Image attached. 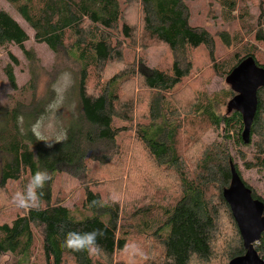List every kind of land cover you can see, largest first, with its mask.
I'll list each match as a JSON object with an SVG mask.
<instances>
[{
	"label": "trees",
	"instance_id": "1",
	"mask_svg": "<svg viewBox=\"0 0 264 264\" xmlns=\"http://www.w3.org/2000/svg\"><path fill=\"white\" fill-rule=\"evenodd\" d=\"M4 1L30 28L35 43L45 45L54 56L59 53L67 55L77 64L78 72L72 87L77 101V115L71 119L64 138L51 148L38 139L32 127L44 115L46 105L54 94L50 91L46 97H40L34 75L26 87L20 89L29 95L28 102L25 103V96L21 95L22 101H15L10 109L0 111V155L4 157L0 191L4 192L8 184H28L38 170H46L51 175V180L43 189L40 210H24L9 224L0 225V256H16L18 264H30L35 245L33 230H37L45 264H96L93 255L87 251L73 252L64 247L63 242L69 231L84 233L102 229L104 236L97 238L100 251L94 256L110 262L116 254L125 251L136 226L142 234L154 239L160 249L158 258L141 264H193V261L202 263L210 260L217 216L215 205L207 199L209 187L219 191L218 199L227 208L237 230L229 207L222 198V191L229 186L230 163L233 164L224 148L229 140L243 146L240 140L242 122L236 112L217 115L214 111L216 96L208 101L198 100L193 108L194 114L219 130L223 142L213 153H204L199 174L195 179H188L178 165L174 149L175 124L168 123L169 119L162 109L165 99L190 75L191 63L186 52L206 48L210 59H213L214 39L204 29L189 24L186 4L195 0H131L140 6L143 36L149 42L166 47L173 58L168 72L153 69L140 73L145 87L154 92V97L150 104L149 122L139 126L137 137L155 164L176 169L181 192L172 207L162 209L155 216L151 210L145 209L128 217L122 215L118 204H105L101 195L89 189H84L82 211L75 215L52 191L59 175L66 173L82 180L87 174V164L107 166L114 158L110 148L115 145L120 132L115 124L128 121L127 113H118L117 82L107 81L97 93L88 92L89 73L101 69L114 58H122L117 37L121 35L125 41L132 39V29L122 21L120 0ZM225 7L229 15L235 12L232 2ZM221 37L222 42L228 44L223 34ZM28 40L22 27L8 13L0 11V49L14 46L27 60L33 61V55L25 48ZM256 40L264 44V36L256 34ZM247 57H252L256 65L264 69L251 45L243 49L242 55L236 53L228 65L222 66L220 73L227 76ZM8 58L10 63L3 72L11 90L17 92L13 67L18 66V61L11 54ZM225 96L231 98L233 94L227 92ZM251 138L262 140V145L252 142L256 155L244 165L246 169L264 171V88L257 92ZM245 186L251 190L253 199L264 202L248 185ZM254 249L257 254H262L264 261V233L254 244ZM244 253L241 244L230 260Z\"/></svg>",
	"mask_w": 264,
	"mask_h": 264
},
{
	"label": "rangeland",
	"instance_id": "2",
	"mask_svg": "<svg viewBox=\"0 0 264 264\" xmlns=\"http://www.w3.org/2000/svg\"><path fill=\"white\" fill-rule=\"evenodd\" d=\"M230 2L235 5V12L231 15L225 7ZM120 3L123 7L122 21L132 29V39L125 41L121 35L117 37L122 58H114L101 69L91 71L88 92L97 93L107 81L117 82L118 113H127L128 121L115 124L120 132L115 145L110 148L114 158L107 166L87 164V174L82 180L65 173L59 175L52 185L53 194L59 196V201L75 215L82 211L84 189L101 195L105 204H118L122 215L127 217L145 209L151 210L155 216L162 209L172 207L180 197L181 186L176 169L155 164L137 137L139 126L149 122V109L154 97V92L145 87L140 73L153 69L168 72L173 60L172 53L143 36L138 3L131 0H120ZM186 8L190 26L204 29L214 39L213 59H210L206 48L186 52L191 63L190 75L165 99L168 104L165 102L162 110L169 119L168 123L176 127L174 149L178 165L188 179H195L200 172L204 153H213L223 140L220 131L214 129L206 119L195 115L193 108L199 99L208 101L216 96L215 113L219 116L226 114V105L234 93L225 83L226 76L220 72L236 53L242 55L244 48L253 45L256 59L264 65V44L256 40V34L264 36V0H195L187 3ZM0 11L8 13L26 32L29 40L25 48L34 57L33 61L27 60L14 46L0 49V111L10 109L15 101H22L23 96L25 103L28 102L29 95L20 89H24L34 75L40 97H46L51 91L54 98L46 105L44 115L34 123L32 130L45 146L53 145L64 138L71 119L77 115V101L72 87L78 66L67 55L59 53L54 56L45 45L35 43L30 28L4 0H0ZM222 34L228 39V44L222 42ZM8 54L18 61V66L13 67L17 92L11 90L3 72L10 63ZM227 92L233 96L227 98ZM253 141L256 139L251 138V145L241 142L243 146H238L229 140L224 151L230 155L244 183L264 201V171L246 169L244 165L256 155ZM256 143L262 145V140L257 139ZM3 161L4 157L0 155V171ZM26 186L25 182L8 184L4 192L0 191V225L9 224L16 215L24 213L12 198L16 192L24 191ZM218 195L217 189L208 188L207 199L215 205L217 216L212 242L213 256L206 262L193 261V264H228L232 253L242 244L229 212L220 203ZM33 235L35 245L30 264H45L40 233L33 230ZM130 236L125 251L116 254L110 262L93 255L96 264H141L159 257L160 249L154 239L142 234L136 226ZM257 255L259 258L262 256ZM18 263L16 256H0V264Z\"/></svg>",
	"mask_w": 264,
	"mask_h": 264
},
{
	"label": "water",
	"instance_id": "3",
	"mask_svg": "<svg viewBox=\"0 0 264 264\" xmlns=\"http://www.w3.org/2000/svg\"><path fill=\"white\" fill-rule=\"evenodd\" d=\"M225 83L234 93L226 105V112H236L241 117L240 140L248 145L251 127L257 110V92L264 88V69L252 57L245 58L226 77ZM242 241L244 255L233 258L228 264H264L255 249L264 233V202L253 199L252 192L230 163V183L222 191Z\"/></svg>",
	"mask_w": 264,
	"mask_h": 264
},
{
	"label": "clouds",
	"instance_id": "4",
	"mask_svg": "<svg viewBox=\"0 0 264 264\" xmlns=\"http://www.w3.org/2000/svg\"><path fill=\"white\" fill-rule=\"evenodd\" d=\"M49 148L52 145H47ZM51 180V175L46 170H38L28 182L24 191H18L13 196L16 206L22 210H40L42 207L43 189ZM96 203L95 201L93 202ZM102 229H94L90 232L69 231L64 239L63 246L73 252L87 251L89 255H95L100 251L97 243L98 237H103Z\"/></svg>",
	"mask_w": 264,
	"mask_h": 264
}]
</instances>
